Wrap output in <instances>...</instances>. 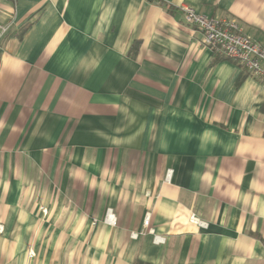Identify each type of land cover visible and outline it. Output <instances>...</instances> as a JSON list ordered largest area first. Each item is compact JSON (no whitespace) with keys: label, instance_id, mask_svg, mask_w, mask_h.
<instances>
[{"label":"crops","instance_id":"crops-1","mask_svg":"<svg viewBox=\"0 0 264 264\" xmlns=\"http://www.w3.org/2000/svg\"><path fill=\"white\" fill-rule=\"evenodd\" d=\"M184 6L264 47V0H0V264H264V82Z\"/></svg>","mask_w":264,"mask_h":264},{"label":"built area","instance_id":"built-area-1","mask_svg":"<svg viewBox=\"0 0 264 264\" xmlns=\"http://www.w3.org/2000/svg\"><path fill=\"white\" fill-rule=\"evenodd\" d=\"M181 10L185 22L201 32V45L207 47L214 55L234 63L241 71L264 82V47L243 34L235 21L207 17L187 6ZM110 212V210L106 212V220L114 224ZM191 220L195 219L192 217ZM148 222V218H145L144 227L148 226ZM131 236L136 238L137 235ZM153 241L161 243L163 239L154 235Z\"/></svg>","mask_w":264,"mask_h":264},{"label":"trees","instance_id":"trees-1","mask_svg":"<svg viewBox=\"0 0 264 264\" xmlns=\"http://www.w3.org/2000/svg\"><path fill=\"white\" fill-rule=\"evenodd\" d=\"M154 1H156V2L160 3V0H154ZM216 56H217V55H216ZM218 57H220V56H218ZM220 58H222V57H220Z\"/></svg>","mask_w":264,"mask_h":264}]
</instances>
